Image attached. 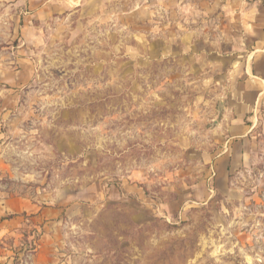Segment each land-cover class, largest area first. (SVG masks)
<instances>
[{
  "label": "rangeland",
  "instance_id": "374dc122",
  "mask_svg": "<svg viewBox=\"0 0 264 264\" xmlns=\"http://www.w3.org/2000/svg\"><path fill=\"white\" fill-rule=\"evenodd\" d=\"M37 2L0 0V264H264L252 1Z\"/></svg>",
  "mask_w": 264,
  "mask_h": 264
},
{
  "label": "crops",
  "instance_id": "0c3cea01",
  "mask_svg": "<svg viewBox=\"0 0 264 264\" xmlns=\"http://www.w3.org/2000/svg\"><path fill=\"white\" fill-rule=\"evenodd\" d=\"M29 3L33 2H37V0H28ZM42 1V0H39ZM63 3H68V2H74L76 0H60ZM252 2L249 3L251 5V7L247 10V12H245V17H249L250 19L254 20L255 22L258 21V23L253 22L252 26L256 27L257 29H255L258 32H261L262 34H264V0H251ZM38 3V2H37ZM259 50L261 52H264V43H261ZM256 62V61H254ZM254 77L259 80V82H264V74H261L257 71H254ZM11 81L13 82V85L11 86H16V87H21L22 84H25L26 82H28L31 79V68L28 65L27 60L21 59V63H20V68L17 69L15 71V74L11 75ZM23 77V78H22ZM9 82V81H8ZM10 84V83H9ZM261 94V92H260ZM243 106H246V102L242 103ZM2 114V112L0 113V115ZM244 136V133L243 135ZM5 206H3V210H17L18 208H20L21 205H23L22 201H7L5 202ZM19 204V205H18ZM16 206V208H15ZM5 226L3 225L2 222H0V236H3V232L5 231L3 228Z\"/></svg>",
  "mask_w": 264,
  "mask_h": 264
}]
</instances>
